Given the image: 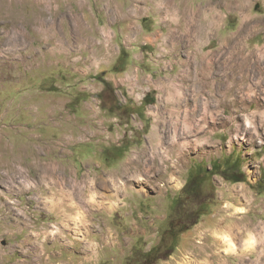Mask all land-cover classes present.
Masks as SVG:
<instances>
[{"label":"rangeland","instance_id":"rangeland-1","mask_svg":"<svg viewBox=\"0 0 264 264\" xmlns=\"http://www.w3.org/2000/svg\"><path fill=\"white\" fill-rule=\"evenodd\" d=\"M250 53L264 0H0V264H263Z\"/></svg>","mask_w":264,"mask_h":264},{"label":"bare ground","instance_id":"bare-ground-1","mask_svg":"<svg viewBox=\"0 0 264 264\" xmlns=\"http://www.w3.org/2000/svg\"><path fill=\"white\" fill-rule=\"evenodd\" d=\"M43 19V18H42ZM237 46H233V49L234 48H236ZM233 55H234V53H233ZM233 55H231V59H229L228 61H226L225 62V65H229L228 66V68L230 67V65H235V66H237V67H239V69H238V71H239V73L241 74V70H242V74H244V75H246V74H249V75H251V74H253V71H255L254 69H260L261 68V64H264V55H262V56H260L259 55V57L258 56H256V53L254 54V53H250V54H247V57L245 58V59H243L242 57L241 58H238V57H236V59H234V56ZM240 56V55H239ZM256 56V57H255ZM209 57V56H208ZM190 59V58H189ZM210 60H212V59H210ZM214 60V59H213ZM203 61H205V59L203 60ZM197 63V62H196ZM202 63L203 62H198V65H200V67H201V65H202ZM205 64V63H204ZM222 64V63H221ZM217 65V64H216ZM219 65V64H218ZM193 66V65H192ZM221 66H223V65H221ZM206 67V66H205ZM220 67V66H219ZM202 68H203V66H202ZM201 68V69H202ZM208 68V67H207ZM192 69V68H191ZM206 70V69H205ZM208 70H210V69H208ZM224 70H226V69H224ZM192 72V71H191ZM190 72V73H191ZM213 72V71H212ZM221 72V71H220ZM257 72V71H256ZM189 73V74H190ZM198 73V72H197ZM200 73V72H199ZM206 73V72H205ZM195 74H196V72H195ZM194 74V75H195ZM202 74V73H201ZM235 74V73H234ZM199 75V74H198ZM205 75V74H204ZM209 78V77H208ZM184 136V135H183ZM183 136H177V139L176 140H173V138H171V137H167V141H165V143L163 144V145H165L166 146V149L167 150H169V151H166V150H164V151H162V150H159L158 152H156L155 153V156H154V161H157L159 158H161V160L164 162V164H166L169 160H170V155H167L168 154V152H172L173 150H175V152H176V147L177 146H181L182 145V143L180 142V140L181 139H183ZM163 142V141H162ZM153 149V148H152ZM151 151V150H150ZM165 152V153H164ZM174 152V151H173ZM171 154V153H170ZM178 155V157H179V159H181L182 158V155L178 152L177 153ZM143 157H142V155L140 156V158H138V162H141V159H142ZM179 162V161H178ZM138 164V163H137ZM140 164V163H139ZM42 170H40V173L39 174H41L43 177H46L47 175H48V173H47V169H46V167H45V165L44 166H41L40 167ZM137 168V167H136ZM12 171V170H11ZM138 171V170H137ZM131 172V171H130ZM10 174V173H9ZM16 173L14 172V175H15ZM125 174V173H124ZM141 174V173H140ZM135 175V174H134ZM142 175V174H141ZM43 179V178H42ZM107 179V178H106ZM45 180V179H44ZM140 181H144V179L143 180H140ZM112 182V181H111ZM105 183V182H104ZM122 185V184H121ZM119 186V185H118ZM120 187V186H119ZM123 187H125V186H123ZM73 189V188H72ZM73 192V191H72ZM64 193V192H63ZM66 193V192H65ZM70 195V194H69ZM75 195V194H74ZM79 195H80V193H79ZM84 195V194H83ZM81 196V195H80ZM63 197V196H62ZM108 197V196H107ZM75 199V198H74ZM77 200V199H76ZM51 201V200H50ZM64 201V200H63ZM52 202V201H51ZM70 202H72V201H70ZM78 204V203H77ZM60 205V204H59ZM53 206V205H52ZM71 206V205H70ZM81 206H82V204H81ZM58 207H60V206H58ZM78 207V206H77ZM83 207V206H82ZM85 207V206H84ZM51 208V207H50ZM58 210V209H57ZM76 210V209H75ZM60 211V210H59ZM243 212H244V210H242ZM63 212V211H62ZM74 212H76V211H74ZM65 215V214H64ZM76 218V217H75ZM223 240L228 244V247H229V250L228 251H230V252H233L234 250H235V246H234V244L232 243V241L227 237V236H225L224 238H223ZM254 245H255V243H254V241H253V239L252 238H250L248 241H247V245L245 246L246 247V250H249V249H253L254 248ZM260 257V256H259ZM263 261V260H262ZM255 262V261H254ZM258 263V262H257ZM245 264V263H244ZM262 264V263H261ZM264 264V263H263Z\"/></svg>","mask_w":264,"mask_h":264},{"label":"trees","instance_id":"trees-1","mask_svg":"<svg viewBox=\"0 0 264 264\" xmlns=\"http://www.w3.org/2000/svg\"><path fill=\"white\" fill-rule=\"evenodd\" d=\"M210 174H211V173H210ZM241 176H242V174L239 175V177H240L239 180H236L235 182H240V181H242V180H241ZM188 185H189V183L186 184V186H188Z\"/></svg>","mask_w":264,"mask_h":264}]
</instances>
